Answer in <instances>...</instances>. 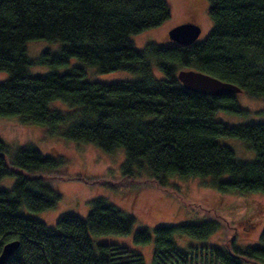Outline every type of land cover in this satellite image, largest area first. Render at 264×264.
<instances>
[{
    "label": "trees",
    "instance_id": "trees-1",
    "mask_svg": "<svg viewBox=\"0 0 264 264\" xmlns=\"http://www.w3.org/2000/svg\"><path fill=\"white\" fill-rule=\"evenodd\" d=\"M213 29L206 39L189 46L167 38L143 50L130 37L161 26L171 17L166 0H0V119L47 126H65L68 140L90 143L106 152L124 148L127 174L147 173L165 186L168 177H214L223 193L264 195V122L230 126L217 112L244 115L233 94L207 96L185 89L180 70H195L238 86L264 99V0H207ZM30 41L61 42L58 54L42 53L31 60ZM72 58L99 72L128 71L136 81L112 83L85 80L83 67L59 74ZM52 68L32 76L30 66ZM155 70L163 74L154 75ZM60 101L72 111L50 109ZM233 138L253 151L252 161H239L218 139ZM61 159L45 157L33 146L10 152L0 140V181L14 177L12 189L0 188V249L14 240L17 250L5 264H143L140 254L112 244L94 245L92 235H128L135 219L104 199H96L86 219L65 215L56 230L20 214L55 207L60 194L43 169L59 168ZM35 172V173H33ZM33 173V174H32ZM219 223L157 227L153 264H264V229L259 246L238 247L234 238L224 247L180 250L175 234L207 238ZM152 236L138 231L134 243ZM1 252V250H0ZM197 261V263H196ZM200 261V262H199Z\"/></svg>",
    "mask_w": 264,
    "mask_h": 264
},
{
    "label": "rangeland",
    "instance_id": "rangeland-1",
    "mask_svg": "<svg viewBox=\"0 0 264 264\" xmlns=\"http://www.w3.org/2000/svg\"><path fill=\"white\" fill-rule=\"evenodd\" d=\"M171 17L161 26L153 30L130 37L133 47L143 50L152 43H164L169 29L174 26L194 22L201 27V34L196 43L208 37L213 29L209 16L210 4L207 0H166ZM64 46L61 42L30 41L26 45L27 56L31 60L39 58L44 52L58 54ZM83 67L85 80L99 83L118 81H136L141 76L128 71L110 73L99 72L98 68L88 66L76 58H72L66 67L57 69L64 74L74 67ZM32 76H45L53 70L48 66L33 65L28 67ZM154 75L162 78L163 74L155 70ZM6 72H0V83L9 78ZM238 105L245 111L244 115L229 114L219 111L215 119L226 125L240 126L250 123L264 122V99H255L241 92L235 95ZM63 112L72 111L60 101L53 102L50 109ZM65 126L51 132L47 126L23 123L16 118L0 119V140L10 147L14 153L19 148L33 146L43 156L61 159L59 168H46L38 173L54 177V185L60 194L55 207L40 212L28 210L21 206L20 214L42 221L56 230L57 221L65 215H76L82 219L88 217L91 203L96 199H104L115 205L135 219L132 231L128 235H92L94 245L112 244L125 247L131 252L140 254L143 264H153L155 249V233L160 226L202 223L215 220L219 227L207 238H193L175 234L173 240L180 250L189 247L216 246L224 247L230 239L235 240L238 247L259 246V236L264 229V195L260 193H223L213 186V182L228 179V176L214 177H168L165 186L148 178L147 173L140 175L127 174L122 169L126 161L124 148H116L106 152L94 144L75 142L66 139L62 134ZM64 131V130H63ZM219 144L230 147L239 161H252L253 151L238 139H218ZM35 173V172H33ZM32 173V174H33ZM14 177L0 181V188L12 189ZM147 230L152 236L148 244L134 243L138 231ZM229 239V240H228ZM200 262V261H199ZM197 263V261H196Z\"/></svg>",
    "mask_w": 264,
    "mask_h": 264
},
{
    "label": "water",
    "instance_id": "water-1",
    "mask_svg": "<svg viewBox=\"0 0 264 264\" xmlns=\"http://www.w3.org/2000/svg\"><path fill=\"white\" fill-rule=\"evenodd\" d=\"M200 34V25L194 22H185L169 29L167 36L170 41L178 45L189 46L196 42ZM177 79L185 89L207 96L235 95L241 91L234 84L218 80L215 77L195 70H181L178 72ZM18 247V240L6 243L0 249V264H5Z\"/></svg>",
    "mask_w": 264,
    "mask_h": 264
},
{
    "label": "bare ground",
    "instance_id": "bare-ground-1",
    "mask_svg": "<svg viewBox=\"0 0 264 264\" xmlns=\"http://www.w3.org/2000/svg\"><path fill=\"white\" fill-rule=\"evenodd\" d=\"M195 43V42H194ZM181 71V70H180ZM177 75H178V73H177Z\"/></svg>",
    "mask_w": 264,
    "mask_h": 264
}]
</instances>
